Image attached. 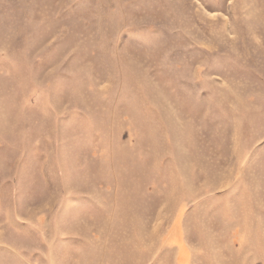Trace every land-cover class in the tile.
Here are the masks:
<instances>
[{
	"label": "rangeland",
	"instance_id": "1",
	"mask_svg": "<svg viewBox=\"0 0 264 264\" xmlns=\"http://www.w3.org/2000/svg\"><path fill=\"white\" fill-rule=\"evenodd\" d=\"M0 264H264V0H0Z\"/></svg>",
	"mask_w": 264,
	"mask_h": 264
}]
</instances>
